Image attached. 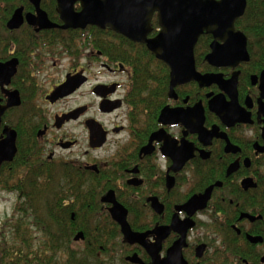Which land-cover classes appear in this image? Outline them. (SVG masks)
<instances>
[{
	"label": "flooded vegetation",
	"instance_id": "af4514ba",
	"mask_svg": "<svg viewBox=\"0 0 264 264\" xmlns=\"http://www.w3.org/2000/svg\"><path fill=\"white\" fill-rule=\"evenodd\" d=\"M261 2L246 0L234 22L246 38L247 60L212 65L205 60L212 35L197 39L195 68L219 74L221 88L195 80L172 86L170 66L145 42L108 28H61L56 0H39L56 25L48 28L34 21L30 0H0V106L14 92L19 99L0 114V142L7 129L15 133L16 152L0 164L15 196L9 227L17 229L20 216L43 219L52 208L73 224L74 253L97 246L106 258L154 264L153 256L166 258L186 228V264H264ZM19 8L21 21L9 27ZM159 30L154 13L146 39ZM215 97L223 116L210 107ZM197 105L201 115L192 110ZM31 182L48 190L26 193ZM110 195L129 228L145 234L144 244L124 241L113 203L103 199ZM37 226L33 221L25 227L44 228ZM78 232L83 237L74 240ZM85 233L107 235L106 242L99 244L96 236L85 242ZM132 255L139 262H131Z\"/></svg>",
	"mask_w": 264,
	"mask_h": 264
},
{
	"label": "water",
	"instance_id": "95a60500",
	"mask_svg": "<svg viewBox=\"0 0 264 264\" xmlns=\"http://www.w3.org/2000/svg\"><path fill=\"white\" fill-rule=\"evenodd\" d=\"M37 11L34 20L40 28L56 26L48 21L46 14L39 8V0H30ZM57 11L63 24L61 28H85L95 26L99 29L108 28L111 31L124 35L135 42H145L148 49L155 53L156 57L166 62L170 68L172 86L178 83L195 80L200 85L208 86L217 83L222 88L219 74H201L195 68L193 49L198 37L203 34L212 35L210 52L205 60L210 64L235 65L239 61L248 59L246 51V38L240 31H235L234 22L245 9L246 0H56ZM79 3V10L74 9V4ZM20 8L15 10L9 27H14L21 21ZM156 14L160 30L151 39H146L150 32V21ZM28 21L33 23L28 17ZM15 62V61H14ZM14 64V63H13ZM9 65V64H8ZM14 71V67L12 71ZM9 98L6 106H0V114L7 107L19 104L17 96ZM17 94V93H16ZM211 109L220 116L224 113L218 107L216 97L210 101ZM213 103V104H212ZM217 105V106H214ZM198 110L200 106L192 108ZM166 109L163 110L165 112ZM101 144V141L100 143ZM16 152L15 133L6 130V138L0 142V164L10 161ZM208 195H206V200ZM104 200L113 203L111 212L118 220L124 241L144 244L145 234L133 232L125 220V212L114 201L111 195ZM185 229L181 231V237L167 251L166 258L160 260L158 255L153 256L154 264H186L181 256V248L184 245ZM78 232L74 240L82 238ZM158 248L154 252L157 251ZM131 262H139L135 255L128 258Z\"/></svg>",
	"mask_w": 264,
	"mask_h": 264
},
{
	"label": "trees",
	"instance_id": "16d2710c",
	"mask_svg": "<svg viewBox=\"0 0 264 264\" xmlns=\"http://www.w3.org/2000/svg\"><path fill=\"white\" fill-rule=\"evenodd\" d=\"M262 7H264V0L261 2ZM248 10V8H247ZM247 13L240 20H245ZM239 20V21H240ZM88 30L90 32H104L95 27H90ZM109 32V31H108ZM112 33V32H109ZM8 174V171L6 172ZM8 182V177L0 181V184L4 189L8 190L6 187ZM48 186L40 187L36 182H31L26 185V193L32 195H39L42 192H46ZM34 203H38L36 198H33ZM47 207V204H46ZM36 213V207L29 206ZM48 208V207H47ZM45 216L43 219H39L38 216H33L32 221L35 225L40 226L43 224L44 228L39 231V235H33L29 228H26L27 219L26 214L18 218L19 225L17 229L11 228L10 232L12 234L11 239L4 238L0 242V264H91L88 262V256L86 254L92 253H76L73 252L71 243L74 231L72 229L73 224H70L69 217L62 214L61 216H56L52 213V208L46 209ZM3 228L9 225V219L4 221ZM37 226V228H38ZM24 229V230H23ZM93 236L97 237L99 244L106 242L105 236L102 234H88L85 233V242L90 241ZM36 241L37 244L34 242ZM92 241V240H91ZM8 242L12 244L8 245ZM97 246L95 247V249ZM94 249V250H95ZM93 254H91L92 256ZM96 256H93V259Z\"/></svg>",
	"mask_w": 264,
	"mask_h": 264
},
{
	"label": "rangeland",
	"instance_id": "374dc122",
	"mask_svg": "<svg viewBox=\"0 0 264 264\" xmlns=\"http://www.w3.org/2000/svg\"><path fill=\"white\" fill-rule=\"evenodd\" d=\"M7 177H8L7 173L2 174L0 176V181L3 179H6ZM9 185H10V182H7L6 187ZM4 187H2L0 184V242L3 241L4 238H7L9 240L12 237V234L10 232L11 228L9 227V225L4 228L2 226L4 225L3 224L4 221L9 219L11 211H12L13 203L15 201L14 193L9 192L7 189H4ZM24 221L26 222L25 223L26 225H29V223L32 221V217L24 219ZM30 230L33 233V235H36V236L39 235L37 230L36 231L33 229H30ZM34 242L37 244L36 241ZM9 244L11 245L12 242H8V245ZM82 247L83 245L81 243H76V248L80 249ZM92 253H93L92 256L91 254L88 255V262L91 264H125L123 261L122 262L119 261V259L106 258V256L103 253L97 250V248L93 250ZM114 255L116 256V253H114ZM93 256H96V257L93 259Z\"/></svg>",
	"mask_w": 264,
	"mask_h": 264
}]
</instances>
